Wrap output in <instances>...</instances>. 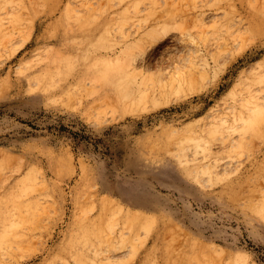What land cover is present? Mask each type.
Listing matches in <instances>:
<instances>
[{"label":"rangeland","instance_id":"rangeland-1","mask_svg":"<svg viewBox=\"0 0 264 264\" xmlns=\"http://www.w3.org/2000/svg\"><path fill=\"white\" fill-rule=\"evenodd\" d=\"M161 28L195 79L131 103ZM0 215V264H264V0H0Z\"/></svg>","mask_w":264,"mask_h":264},{"label":"bare ground","instance_id":"bare-ground-1","mask_svg":"<svg viewBox=\"0 0 264 264\" xmlns=\"http://www.w3.org/2000/svg\"><path fill=\"white\" fill-rule=\"evenodd\" d=\"M180 2H181V0H180ZM192 4H195V3H192ZM178 8H176V10ZM174 14H176V13H174ZM177 15L178 14H176L174 16L177 17ZM183 18H185V17H183ZM167 29H169V28H167ZM154 34L155 35L153 36V44H152V45H154V48H155L154 51L153 52L149 51V52L145 53L144 48L139 49L137 51V53L130 55V60L132 61L130 64L132 65V67L134 69L135 68L140 69L138 74H140L141 76H145L147 74L146 72L157 71L158 72L156 75L157 81L156 82H153V81L143 82V80H140V82H137V80L135 81V79H134V82H136L135 91H137L139 93H137L136 95H133L132 97L129 95L130 93L127 94V95H129L128 97H129L131 103H133L135 97L136 98L138 97L139 99L150 97V98H153L154 100H159L158 94L165 92L168 88H170V87H181L183 85V83H192L195 79L194 78L195 77L194 71L196 72L197 66L192 65L193 64L192 59L187 57V59H189L188 60L189 64L190 63L191 64L189 65L188 69L185 70L184 64H180V60L178 58H176V55L174 56V55L170 54L172 51L181 50L180 47L177 45V38L171 36L168 33V31L165 30V28L160 30L159 33H154ZM145 42H147V41H145ZM151 48H152V46H151ZM146 49H147V46H146ZM171 66L173 69H167L168 67H171ZM153 73L155 74V72H153ZM191 87L192 86H189V88H191ZM107 97H108V95H107ZM105 101L106 100L104 99V102ZM131 103H128V104L131 105ZM156 103H158V102H156ZM221 119H223V117H221ZM16 203H17V206H19V203L18 202H16ZM17 210H19V208ZM7 217L8 216H6V218ZM3 219L5 220L4 217H3ZM3 236H5V235H3Z\"/></svg>","mask_w":264,"mask_h":264}]
</instances>
